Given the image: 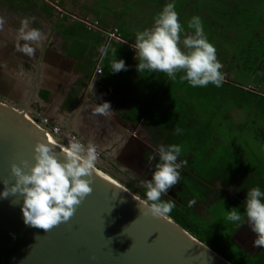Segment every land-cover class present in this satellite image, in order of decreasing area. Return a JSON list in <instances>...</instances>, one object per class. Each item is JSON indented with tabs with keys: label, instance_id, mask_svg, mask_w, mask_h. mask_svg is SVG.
I'll return each instance as SVG.
<instances>
[{
	"label": "trees",
	"instance_id": "16d2710c",
	"mask_svg": "<svg viewBox=\"0 0 264 264\" xmlns=\"http://www.w3.org/2000/svg\"><path fill=\"white\" fill-rule=\"evenodd\" d=\"M175 4L181 22L184 21L182 25H186V21L194 15L201 17L205 35L215 45L217 58L223 65L220 69L222 75L230 71L233 76H224L219 87L210 83L206 87H194V92L184 96H181L183 93L177 95L178 98L172 101L173 110L160 114L157 111L158 105L166 98H171L174 85L177 84V89L191 85L180 79L183 73H177V78L171 80L159 72L160 84L153 93L155 106L150 107L144 100L146 91H141L139 99L143 98V102L140 101L134 108H125L123 115L127 118L140 115L148 126L157 123L156 128L164 132V138H160L165 140L164 145H168L169 139H172L169 144H178V140L187 139L193 146L194 153L184 155L191 175L184 181L185 188L180 199L161 197L165 201H175L176 207L168 216L233 264H264V247L253 254L232 241L246 220L243 202L247 190L259 186L264 191V155L252 153L253 150L247 146L238 150L231 143L226 146L225 157L217 159L209 168L212 151L208 150V146L215 125L213 127L212 123L204 122L200 114L202 109L204 111L205 103L215 100L214 94L221 101L233 99L240 110H247V113L253 109L256 111L253 112L255 116L250 117L254 118L255 134L264 139V0H175ZM98 29L102 30L101 27ZM198 95L208 97L206 101L200 102ZM180 98L184 101L179 102ZM255 118L262 120L259 126ZM172 124H178L181 134H175L177 128L172 127ZM155 129H150V132L153 134ZM218 182L223 186L218 188ZM231 185L235 187V195L226 189ZM141 194L147 199L144 190ZM193 199L196 204L189 207V201ZM197 202L203 203L205 208H199ZM232 207H238L241 211V221L227 220L228 211Z\"/></svg>",
	"mask_w": 264,
	"mask_h": 264
},
{
	"label": "crops",
	"instance_id": "0c3cea01",
	"mask_svg": "<svg viewBox=\"0 0 264 264\" xmlns=\"http://www.w3.org/2000/svg\"><path fill=\"white\" fill-rule=\"evenodd\" d=\"M17 1L24 5L16 7ZM51 1L6 2L5 10L9 11L0 14V91H7L6 97L13 102L26 104L33 113L49 117L54 124L77 134L86 144L91 141L100 154L97 161L103 166H107L103 161L108 160L123 168L119 157L134 153L144 142L143 136L150 138L149 130L157 126L146 125L140 115L127 118L123 110L143 102V98L139 99L141 91H146L144 100L150 107L155 106L154 85L150 83L156 82L158 87L159 72H137L132 47L135 42L125 39L115 17L104 16L109 26L99 20L98 27L107 32L104 33L82 24L78 15L75 19L64 10L61 13ZM25 19L31 27L41 30L45 39L34 56L20 52L15 58L11 53L17 50V30ZM63 20H67L65 26ZM74 22L82 26H74ZM115 29L125 41L109 40L108 32ZM121 57L126 59L127 70L111 71L110 75L112 61ZM99 65L103 71L96 75ZM104 101L110 102L112 110L106 115L95 114L94 107Z\"/></svg>",
	"mask_w": 264,
	"mask_h": 264
},
{
	"label": "water",
	"instance_id": "95a60500",
	"mask_svg": "<svg viewBox=\"0 0 264 264\" xmlns=\"http://www.w3.org/2000/svg\"><path fill=\"white\" fill-rule=\"evenodd\" d=\"M28 113L0 96V193L15 183L12 163L31 166L37 141L50 142ZM91 179L93 191L69 220L47 231L24 223L19 194L0 196V264H233L168 215L154 216L123 184L97 170ZM247 224L232 241L249 252Z\"/></svg>",
	"mask_w": 264,
	"mask_h": 264
},
{
	"label": "clouds",
	"instance_id": "9594fccd",
	"mask_svg": "<svg viewBox=\"0 0 264 264\" xmlns=\"http://www.w3.org/2000/svg\"><path fill=\"white\" fill-rule=\"evenodd\" d=\"M187 29L192 30V34H185L181 39L185 29L176 11L175 0H170L156 15L150 28L136 33L132 47L138 61L137 72H160L171 80L177 78V73H183L180 79L187 81L192 87H206L210 83L221 86L223 75L220 69L223 65L217 58L215 45L205 35L201 17L192 16L187 21ZM44 39L41 30L31 27L29 20L25 19L17 30V51L32 57ZM110 68L112 72H119L127 70V65L124 59H115ZM111 110L108 101L98 103L93 109L95 114L102 115ZM181 131L177 128L175 134L179 135ZM49 140L50 142L37 141L34 147L35 163L31 166L28 161L22 162L24 167L12 163L11 172L15 183L9 186L5 182V190L0 193L5 198L10 194H19L23 201L21 210L24 223L46 231L69 220L76 206L93 191L91 178L97 162V148L91 141L84 144L75 137L69 139L66 146H58L64 156L61 160L56 141L51 138ZM181 153L182 147L178 144L159 147L158 162L152 176L143 183L145 196L151 203L136 199L154 216L164 218L176 207L175 201H165L161 197L180 180V169L187 163L185 160L178 161ZM194 204L195 199L189 201V207ZM243 206L245 222L257 234L254 246L262 247L264 191L259 186L247 190ZM227 220H242L238 207H232L228 211Z\"/></svg>",
	"mask_w": 264,
	"mask_h": 264
},
{
	"label": "rangeland",
	"instance_id": "374dc122",
	"mask_svg": "<svg viewBox=\"0 0 264 264\" xmlns=\"http://www.w3.org/2000/svg\"><path fill=\"white\" fill-rule=\"evenodd\" d=\"M6 2H8V0H0V9L3 8L2 11L7 13L9 10H5ZM51 2L54 5L58 6V9L60 10L64 9L66 12H70V15L72 17L74 15L76 19H78V16L81 17V19L78 21H80L85 26H87L85 24L87 23L90 25H95V28H98V25L96 24V22L98 23L100 19H101L100 21L103 24H105L106 26L107 25L109 26L111 25V23L108 22V20L105 19L104 16H110L111 18L115 17L116 24L118 26H121V29H123V32L125 33L124 34L125 39H128L130 43L135 42L136 33L138 31H143L145 28H150L153 25L154 18L156 17V15L162 10L164 5L168 3L167 0H52ZM23 5L24 4L22 3V1L15 2V6L18 8H20ZM66 5L71 7L73 11L69 7L66 8ZM181 19L182 18H180V21ZM111 21H112V24H115L114 20H111ZM183 22L184 21H182L181 23ZM75 23H76L75 24L76 26H82L78 22H75ZM186 25H187V21H186ZM186 25H183L185 32L181 34V39L184 38L185 34H192V30L187 29ZM109 33L110 32H108V34ZM120 59L126 60L124 57H121ZM110 75H112L111 70H110ZM231 76H233V74L230 71H226L223 74L224 78H231ZM155 83L156 82L150 83L151 85H154L153 87H151L153 88V90L156 89ZM159 84H160V79H159ZM159 84H158V87H159ZM180 87L181 89L180 88L177 89V84L176 86L174 85L173 93L172 95H170L171 98H166L164 102L158 105V109H157L158 113L164 114V112L166 111L167 112L172 111L173 110L172 101L174 98L176 99L178 98L177 95H180L181 93H183V95L181 96H184V94H187L188 92L191 93V91L194 92L195 90L194 87L189 86V85H183ZM151 88L149 86V89ZM249 89H251V86L249 87ZM216 91L219 92L220 90L217 89ZM214 95L216 97L215 100L208 104L205 103L203 105L205 112L202 109L200 113L202 114L203 120L205 119L204 122L207 121L209 123H212L211 126L213 127L215 125V129L212 133V140L208 146V150L212 151V153L210 152L212 155V157H210L212 159V162L208 164L209 168L211 167V165L214 164V162L217 159H221L225 157V153L227 151L226 146H228L231 143H234L238 150H240L244 146H247L253 150L252 153L257 154V155L258 154L264 155V139L262 138L261 135L255 134L256 129H255L254 123L252 122L254 120L253 117L255 116L253 115V112L256 113V111L253 109L249 113H247L246 112L247 110L246 111L240 110L239 108L236 107L237 102L235 100L225 99L221 101V99L219 98V96H217V94H214ZM0 96L4 99H8L9 101H12L8 97H6L5 94L3 95L1 92H0ZM198 97L200 98V102H203V101H206V98L208 96L198 95ZM182 98H180L181 100H179V102H181L182 100L184 101V99ZM13 103L18 106H21V108L23 109H27L28 112L33 115H38L37 113H33L26 104H23L20 102L19 103L13 102ZM155 116L159 117L156 114ZM250 116H253V117H250ZM160 117L162 118L163 116H160ZM202 118H201V121H202ZM260 122L262 123V120L256 119L255 121L257 126H259ZM171 126L172 127L176 126V128H178V124H175V125L172 124ZM171 140L169 139V143H171ZM177 142L182 147V153H181L182 160H185L184 155L187 156L191 152L194 153L193 152L194 149H193V146H191L190 140L180 139ZM169 143L167 140V144ZM103 162L107 166H103V163H96V166L99 169H102V171L111 175L116 180H118L126 188L130 189L128 185L125 184L124 180L127 181V179L124 175H122L119 172L120 169L118 167H115L119 170V171L118 170L115 171V169L111 168L109 164L107 163L108 160L103 161ZM117 164L118 163L116 162L115 164L113 163L114 166L122 167ZM130 190L142 197V194L140 192H136L133 189H130ZM145 200L147 201V199ZM246 243L251 247L254 246V243L252 241L246 240Z\"/></svg>",
	"mask_w": 264,
	"mask_h": 264
},
{
	"label": "flooded vegetation",
	"instance_id": "af4514ba",
	"mask_svg": "<svg viewBox=\"0 0 264 264\" xmlns=\"http://www.w3.org/2000/svg\"><path fill=\"white\" fill-rule=\"evenodd\" d=\"M69 8L72 10L71 7H69ZM2 9L3 8L0 9V11H1L0 14L6 13V12L2 11ZM63 10L64 9L60 10L61 13ZM68 13H70V12H68ZM75 19H76V17H75ZM63 22H64L63 25L65 26L67 24L66 23L67 20L66 21L63 20ZM75 24L76 23L74 22V26H76ZM85 24L87 25V23H85ZM87 27L94 28V26H88V25H87ZM11 54H13L15 58H17V56L21 55L20 52H18L17 50L13 51ZM93 77H95V76L93 75L91 77V79ZM95 79H96V77H95ZM3 84L5 85V83H3ZM1 93L3 95L5 94V96H7L6 94H8V92L5 90ZM148 133H150V130ZM163 135H164V132L162 130H160L159 128L158 129L156 128L155 132L153 134L150 133V135H149L150 138H148L147 136L144 135L143 137L144 138L146 137L144 142L136 148L134 153L128 154L127 158H125L122 155L119 157L120 162L123 165V168L122 167L119 168V166H114L113 163H115V161H109L108 162L109 166L111 168H114L115 171L118 170L115 167H118L120 169V171L119 170L118 171L122 175H124L127 179V181L124 180L125 184H127L128 187H130L131 189H133L136 192L143 193V190L145 191V189L143 188V183L148 181L151 178L152 173H153L154 168H155V164L158 162V155H157L158 149L161 145H164V143H165L163 141V139H160V138H163ZM98 159H100V157ZM101 160H103V159H101ZM179 160H182V155H180V157L178 158V161ZM96 163H99V162L97 161ZM122 169H124V171H122ZM190 175H191V172L187 168V165H184L180 169V180H179V182L176 185H174L172 188H170L168 190L167 194L162 195V197L172 199V200H174V199L179 200L180 194L182 193L183 189L185 188V186H184L185 182L184 181ZM221 186H223V184L221 182H218L217 187L220 188ZM211 188H214V186H211ZM226 189L229 192H233V194L235 195L234 190H233V189H235L234 185H231L230 187H226ZM197 206L201 209L205 208L204 204L201 202L200 203L197 202ZM249 230L252 233L251 237L249 236V238L253 239V240H251L253 242L256 239L257 234L252 231L250 225H249ZM248 247L250 248L249 252H251L253 254L260 252L261 249L263 248V247H255V246H253V247L248 246Z\"/></svg>",
	"mask_w": 264,
	"mask_h": 264
},
{
	"label": "built area",
	"instance_id": "2783aa9c",
	"mask_svg": "<svg viewBox=\"0 0 264 264\" xmlns=\"http://www.w3.org/2000/svg\"><path fill=\"white\" fill-rule=\"evenodd\" d=\"M98 25V23H96ZM88 26H94L87 24ZM99 28V27H98ZM104 33H107L103 30ZM117 29L113 30L109 33V40L115 39L118 41H122L123 38L120 37V34L117 33ZM124 41V40H123ZM102 67L99 65L96 68V75L102 73ZM95 77L91 79V82L94 83ZM30 120L42 131H44L49 138L59 141L62 146H66L68 144L69 139L75 137L79 139L82 143L86 144L77 134L73 133L72 131L66 130L63 127L54 124L48 117L42 115H33L28 113ZM100 157L99 152H97V158ZM96 166V165H95ZM97 167V166H96Z\"/></svg>",
	"mask_w": 264,
	"mask_h": 264
},
{
	"label": "bare ground",
	"instance_id": "6f19581e",
	"mask_svg": "<svg viewBox=\"0 0 264 264\" xmlns=\"http://www.w3.org/2000/svg\"><path fill=\"white\" fill-rule=\"evenodd\" d=\"M49 139V138H48ZM51 140H54L51 138ZM50 141V140H49ZM56 143H57V146H62L59 141L55 140ZM95 170L99 171V173L105 175V177H107L108 179H110L111 181L113 182H116V183H119V184H122L120 183L118 180H116L115 178H113L111 175H109L108 173L102 171L101 169H99L98 167L95 166ZM124 186V185H123ZM248 226L245 228V230L243 231V237H242V240H247V241H251L253 239L249 238V236L251 237L252 233L250 232L249 230V223L247 224Z\"/></svg>",
	"mask_w": 264,
	"mask_h": 264
}]
</instances>
